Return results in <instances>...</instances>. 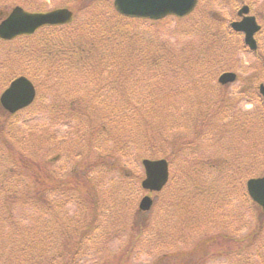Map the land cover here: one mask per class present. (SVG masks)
<instances>
[{"label": "rangeland", "instance_id": "1", "mask_svg": "<svg viewBox=\"0 0 264 264\" xmlns=\"http://www.w3.org/2000/svg\"><path fill=\"white\" fill-rule=\"evenodd\" d=\"M104 1L1 0L0 11L9 12L16 4L34 11H47L61 7L70 8L74 12V20L67 27L72 32L66 30L64 33H72L76 42H83L86 38L82 37V31H78L77 33L73 32L82 27L84 28L94 16L102 14L105 11L103 7L106 6L105 4L108 0ZM109 1L111 2V0ZM86 2H88V5L90 3L94 4L92 7L90 4L88 11H86L88 7L84 8ZM243 4L250 6V14L255 15L258 23L262 26V30L255 35L258 43L257 52L249 50L243 43V35L233 32L229 26L230 21L237 18L236 11ZM199 8L195 10V14L189 15L182 20L166 18L155 23H135L136 28L140 32L146 33V37H149L148 34H150V37L154 38L152 39V47H157L159 42H163L170 50L177 54V58L180 60L181 58L179 57H183L185 54L187 56L189 55L188 57L195 54L197 56L193 58L194 60L192 62L194 63L199 62L196 61L198 58L202 61L205 58L204 55L206 56L205 60L208 55H212L217 65L211 71L207 72L209 73L207 78L202 75H196L195 71L189 72V74L184 71L176 79L173 78V75H177V71L172 67V70L168 71L167 74L160 75L161 88L158 89V91L163 89L165 92H168L170 98L156 102L157 107L161 105L158 103L160 101L167 103L169 111L166 121L160 116L158 108L152 110L151 107L143 111L139 110L134 115L133 120H128L127 123L131 124L135 121L137 125L144 123L147 127L146 120H148V117L151 119L153 116L156 119L154 122L156 123L155 126L150 125L148 132L142 130L143 133L148 134L152 144L155 143V138H163L166 135L179 137L181 140L189 136L190 131H192V119L189 114V106L194 104L195 101L198 100L200 106L210 110V102L216 101L217 93L220 92L222 96L227 98V103L231 105L230 108L234 105L233 100H235V106L231 113H227L224 116L220 115V119L218 117L216 121L214 120L213 127H217V134L212 141L209 138H205L199 144L194 143L197 145L195 148H193V143L190 144L192 146L191 150L187 151L185 148L184 151L179 152L174 158L173 164H169L170 172L174 179L172 181L173 186H170V189L173 187H175L173 189H176V196L172 194L171 197H178L180 195V201L188 202L191 208L190 210L179 212L178 209L176 212L174 206L171 205L170 210L169 206L165 207L170 214L166 216L163 213L161 215L157 214L156 209L159 205L156 206L155 201L161 203L166 194L168 197L170 189L168 191H162L159 195L160 198L156 197L158 194H151V192L144 189L138 190L132 200V208H137L136 206L140 198L145 194H150L153 197V205L149 211H146L145 215L149 225L147 232L142 238L139 240L135 236L132 238L137 241L134 243V247L130 251L125 252L124 257L123 255L119 256L121 264H152L151 262L153 260L175 249H182L184 252H188L182 264H264V230L256 234L255 238H252L253 241L251 240L248 244H245L244 241L238 242V238H245L248 233L255 231L256 223L261 221V216L258 217L260 209L253 207L252 204L249 205V201L245 202L244 188L240 182L243 175H247L243 179L244 182L248 177L263 174L264 170V145L257 146L258 149L255 152L249 143L254 126L261 129L262 137L264 138V113L260 116V119L254 118L255 108L259 103L257 99H254L256 84L257 82H264V0H200ZM218 27H221V29L224 28L225 31H230L228 35L222 37L223 43L220 45L221 49L207 48L206 45L203 47L198 46L202 36L206 34L207 28L210 30L214 28L220 30ZM37 41L38 36L34 39H27L26 47L24 44L12 45L17 49L15 50V55L17 56L13 57L12 60L9 59L8 46L0 43V67L2 70L0 72V93L13 78L21 74L33 79L38 93L35 98V104L16 113L12 117H9L0 105V148L4 150V153H0V173L15 160L21 167L20 170L22 172L25 171L31 177H25L20 171H14L11 176V181H14L16 177L17 182L23 185L26 184L22 188L32 183L35 185L34 189H43V185L46 184L45 181H39L38 175H33L34 171L29 168L36 170L37 174L53 170L58 177L61 176L64 180V176H67L72 170V173H70V179H72V175L79 171V165L82 166L80 168L82 169L85 165L84 162L92 161L97 154L111 153L112 158H107V162L113 164L112 170L107 177L104 175L101 177L103 192L98 191L102 204L107 203L112 198L110 196L111 193H108L110 185L106 178L111 177L116 181L122 177V170H128L132 175L131 178L136 181V174H140V171H142L140 160L143 154L138 149L141 142L137 137L140 133L131 135L130 138L133 144L128 143L127 140L122 144L125 147V152H123L125 154L124 156H126L125 158L121 159L115 156V154L122 156L117 149L121 141H105L103 133L99 135V144L102 145V149L96 152L92 151L91 153L88 151L87 154L85 151V142H89L90 131L86 127L85 122L81 126L76 127L73 122L66 125L59 124L57 121L52 122L51 117L55 113L53 105L57 106L58 103L61 104V102H64V95L70 93L71 89H65L66 84L64 87L54 89L53 94L48 89L49 81L42 78L41 76L43 74H39L36 70L39 67L38 62L42 58L41 53L37 52V45H34ZM154 42L157 44H154ZM34 46H36V51L33 50ZM201 49L204 50L200 51ZM221 50V54H216L221 52ZM18 51H22L20 53H25V55H19ZM156 60L158 63H161V60L158 58ZM222 62L224 63L222 64ZM167 65L169 64L166 63V71ZM222 67L224 69L230 68L234 71L236 73V80L232 84L222 86L220 91L216 78ZM144 70L145 66L142 65L140 72L135 77L143 78L142 72ZM190 75H193V77ZM257 75H262V78L254 82L259 77ZM75 76L76 74L73 78ZM75 78L77 80L81 77L77 75ZM105 79V73H102L100 76L94 73V79L92 81L90 79L91 85L96 80H98V83H101ZM192 80L198 83L197 86ZM142 83L146 84L145 81H142ZM73 84H75V81ZM173 90H177V92L175 93ZM74 91L72 93L74 95L82 94L80 90L75 89ZM175 96L176 98H174ZM244 96L250 97L253 102L244 103L242 101ZM171 98L173 103H171ZM185 104L188 107L183 106ZM249 104L252 107L247 108L246 105ZM230 108H227L226 112ZM172 109H175L173 114L170 112ZM233 120L240 123L239 127L243 126L246 128V131L241 132V136H239L240 131H235L236 135L234 134ZM125 121L124 119L122 123ZM113 130H117L115 124L107 130V133H113ZM131 131V129L121 128V132L123 133ZM78 132L81 133L78 134ZM156 145L160 150L165 149V146L168 147L161 140L158 143L156 142ZM145 150L146 147H143V151ZM205 160H209L217 165L216 168L207 170L211 169L208 166L205 169V164H201ZM27 170L29 171L27 172ZM236 177H240V180L234 186ZM194 181L196 184L200 183V191L205 192V195L203 193V197L194 189L195 187L192 184ZM40 184L43 185L38 186ZM203 184L206 188L210 189L203 187ZM127 189H130L128 185ZM193 191L197 193L194 194ZM113 192L115 193L114 195L121 199L120 192L117 188ZM22 193L25 195L26 192ZM84 197L86 196L84 195ZM55 199L56 201L61 200L56 196ZM86 200L89 203V200ZM213 203L216 204L217 211L210 212L208 207ZM120 206V203H117L116 206L112 207V211H106L102 216L103 221L106 223H109L110 220L114 222L119 220L118 218H120L121 213H130V211H126V208H123L122 211ZM77 207L76 204L69 203L68 205L66 204L62 211L54 208L50 209L51 211L47 215L45 214L44 217L40 216L42 221L45 219L47 222V225H44L41 221L45 234L49 224L51 226L58 225L56 221L61 218L60 215H64L65 210L68 212V217L70 218L76 209H78ZM15 208L24 209L25 215L21 214L22 211L21 213L17 211L14 215L15 219L21 221L25 226H30L37 221V216L39 217L38 213L27 206L21 207L18 205ZM192 211L193 213H189ZM82 212L86 213V210L82 209ZM82 212L80 211L81 215ZM223 214L227 216L231 215L232 218H224ZM193 215L194 217H189ZM5 223L8 224L9 222L0 218V227L2 224L5 225ZM21 223L16 226H11L10 224L9 226L12 228L8 226L6 232H0L1 240L5 241L7 239L6 234L9 236L17 235L18 232H14L13 228L22 226ZM104 228L105 232L109 231L108 227ZM121 228L113 229L110 232V236L114 235L111 239H108L110 236L107 233V240L99 234V231L93 232L92 236L94 235V240L90 243H85V246H87L86 254L80 262L82 264H93L94 260L101 259L102 254L99 246L106 241H110L108 242L109 250L105 254L103 261L95 264H103L113 255L120 252L123 249L120 239L128 241L129 236L128 230L126 229L124 232H121ZM219 230L227 233L224 235L225 237L218 235L219 239H221L219 244L210 246L209 243H206L204 245L202 244L203 241H201V244H196L202 240L200 238H204L205 234H209L210 237L212 233H216ZM58 232L57 240L63 246L64 232L61 230H58ZM13 245L9 244L6 247L9 249ZM184 252L180 254L175 253V264L178 263L179 258L176 255H183ZM10 254L12 255V250ZM9 259L11 264H24V262L14 261L12 257ZM112 264H115L114 261Z\"/></svg>", "mask_w": 264, "mask_h": 264}, {"label": "trees", "instance_id": "2", "mask_svg": "<svg viewBox=\"0 0 264 264\" xmlns=\"http://www.w3.org/2000/svg\"><path fill=\"white\" fill-rule=\"evenodd\" d=\"M102 2L105 1L102 0ZM87 3L88 2L85 3L84 8L88 7V11L91 3L89 5ZM92 5L94 6V4H91V7ZM105 5V7L102 6L105 9L102 14L94 16L84 28L82 27L73 32L77 33L78 31H82V37L86 38L83 42H76L72 33H64L66 30L72 32L67 25L44 26L34 34L18 37L12 42L0 41V43L8 46L9 59L12 60L13 57L17 56L15 55V50L17 49L12 45L24 44L26 47L27 39H34L38 36V41L34 45H37V52L41 53L42 58H40V61L38 62L39 67L37 66L38 68H36L37 72L43 74L41 77L49 81L48 89L51 90L52 94L54 89L57 87H64L65 84V89H71L70 93L64 95V102H61V104L58 103L57 106L53 105L55 113L53 114L54 116L51 117L52 122L57 121V123L65 125L73 122L75 127L81 126L83 122H85L86 127H88L90 131L89 142H85V151L87 154L88 151L91 153L92 151L96 152L102 149V145L99 144V135L101 133H103L105 141H121L117 149L122 156L115 154L116 157H120L121 159L126 157L124 156L125 154H123V152H125V147L122 146V144L126 140L128 143L133 144L130 137L132 134L136 133H140L137 137L141 142V145L138 148L143 154L141 158L164 157L170 164H173V160L179 152L184 151L185 148L187 151L191 150L192 146L190 144L193 143V148H195V146L197 147L196 144H199V142L203 141L205 138H209L212 141L217 134V127H213L214 120L216 121L218 117L220 119V115L224 116L227 113H231L235 106V100H233L234 105L230 108L231 105L227 103V98L222 96L220 92L217 93V100L210 102V110L200 106L198 100L189 106V114L192 119V131H190L189 136L182 138L181 140L179 137L166 135V137L164 136L163 138H155V143L152 144L149 140L148 134L143 133L142 130L148 132L150 125L155 126L156 123L154 122L156 119L153 116L151 119L148 117V120H146V124H148L147 127L144 123L137 125L135 121L131 124L127 123L128 120H133L134 115L137 114L139 110L143 111L146 108L150 109L151 107L152 110L158 108L160 116L166 121L167 113L169 111L167 103L160 101L158 103L161 105H158L157 107L156 102L158 100L170 98L168 92H165L163 89L158 91V89L161 88L160 75L163 76L167 74L168 71L172 70V67L177 71V75H173V78L176 79L178 75L184 71L187 74L195 71L196 75H202L207 78L209 75L207 72L211 71L217 64L212 55H208L206 60V56L204 55L205 58H203L202 61L198 58L196 60L199 61L198 63L192 62L194 56H197L195 54L190 57L185 54V56L179 57L181 58L180 60L177 58V54L170 50L163 42H159L157 47H152V39L154 38H151L150 34H148L149 37H146V33L140 32L135 26L137 23H143L142 20L127 18L117 14L112 8L109 0ZM2 13L5 14L6 12ZM218 28H220V30H216L215 28L210 30L207 28L206 34L202 36L198 46L200 45L203 47L206 45L207 48L221 49L220 45L223 43L222 37L228 35L230 31H225L224 28L221 29V27ZM154 44L157 43L154 42ZM33 50L36 51V46L33 47ZM202 50L204 49H201L200 51ZM20 52L22 51H18L19 55H25V53L22 54ZM221 53L222 50L216 54ZM156 58L161 60V63H158ZM166 63L169 64L167 65V71ZM223 63L224 62H222V64ZM142 65L145 66V70L142 72L143 78L135 77V75L140 72ZM191 68L195 70H192ZM224 70L231 69H224L222 67L221 71ZM1 71L0 67V72ZM94 73L98 74V76L105 73V81L98 83V80H96L91 85V81L94 79ZM75 74L76 76L78 75L81 77L77 79L78 83L75 78L76 76L73 78ZM190 76L193 77V75ZM257 76H259L260 79L262 78V75ZM74 81L75 84H73ZM142 81H145L146 84H143ZM193 82H195V80ZM195 83L197 86L198 83ZM217 86L220 87L221 91L222 86L219 84ZM75 89L80 90L82 94H72L75 92ZM173 92L176 93L177 90H173ZM174 98H176V96ZM254 98L258 99L260 96L256 94V97ZM171 103H173L172 98ZM183 106L188 107L186 104ZM227 108L230 109L226 112ZM170 112L173 114L175 109H172ZM263 113L264 103H258L255 108L254 118L260 119V116ZM129 116L131 117L127 118ZM124 119L126 121L122 123ZM233 121L234 134L236 135L235 131H240L239 136H241V132L244 130L246 131V128L243 126L239 127L240 123H237L236 120ZM113 124H115L117 130H113V133L108 134L107 130ZM11 127H9V129H11ZM122 127L125 129H131L132 131L123 133L121 132ZM252 132L251 140H249V138L248 140L253 151L256 152L258 149L257 146L264 145V138L262 137V131L259 127L254 126ZM80 133L81 132H78V134ZM159 140L166 143L168 147L165 146V149L160 150L156 145V142L158 143ZM143 147H146L145 151H143ZM0 153H4L2 148H0ZM110 157L112 158L111 153L97 154L92 161H85V165L82 169H80L82 166L79 165V171L72 175V179H70V173H72L71 170L67 176H64L65 180L62 179L63 177L61 178V176L58 177L53 170L37 174L36 170L29 168L34 171L33 175H38L39 181H45L46 184H42L44 187L43 189H34L35 185L32 183L29 185L27 184L25 188H22L26 184L23 185L22 183L17 182L16 177L14 178V181H11V176L14 171H20L23 176L28 178L31 177L28 173L26 174L25 171L22 172L20 170L21 167L15 160L11 162L8 167L4 168L0 173V218L9 223H5V225L2 224L0 232H6V228L10 224L11 226H16L21 223V221L15 219L14 215L17 211L20 213L22 211L21 214L25 215L24 209L15 208L18 205L21 207L27 206L28 208L33 209L38 213L39 217L37 216V221L30 226H25L21 223L22 226L13 228L14 232H18L17 235L9 236L6 234L7 239L5 241L1 240L0 237V264H11L9 259L11 257L14 261L24 262V264H82L80 260L86 254L87 249L85 243H90L94 240V235L92 236L93 232L99 231V234L104 236L107 240V233H109L108 235L110 236V232L113 229L122 227L121 232H124L126 229L128 230V241L120 239L123 249L103 263L112 264L114 261L115 264H121L119 256L123 255L124 257V253L130 251V249L134 247V243L137 242L135 239H132L134 236L137 240L144 236L147 232L149 222L146 220V212L139 211L135 207L132 208V200L136 196L138 190L141 189L140 180L143 176L141 175L142 171H140V174H136V181L131 178L132 175L128 170H122V177L116 181L111 177L106 178L110 185L108 193H111L110 196L112 199L103 204L100 201L101 197L98 191L103 192L101 177L103 175L107 177L112 170L113 164L107 162V158ZM201 164H205V169L208 166L211 168L207 170L215 169L217 166L209 160H205ZM28 171L29 170H27V172ZM245 177H247V175H243L241 178L240 184L242 186L245 185V181L243 182ZM239 180L240 177L235 178L234 186ZM172 181H174V179L171 175L167 185L162 191H168L170 186H173ZM192 184L195 187L194 189L203 197L205 192L200 191V183L196 184L194 181ZM227 184L229 185V183ZM42 185L40 184L38 186ZM127 185L130 189H127ZM203 187H205L204 184ZM116 188L120 192L121 199L114 195L115 193L113 191L116 190ZM173 188L169 190L168 197L167 194L164 196L161 203L155 201L156 206L159 205L156 209L157 214L161 215L163 213L165 216L170 214L165 207L169 206L170 210L171 205L174 206L176 212L178 209L179 212L191 209L188 202L180 201V195H178V197H173L176 196V189ZM196 191H193V193L196 194ZM22 192H26V196ZM160 193L156 195L157 198ZM172 194L173 198L171 197ZM84 195L86 197H84ZM55 196L61 200L56 201ZM247 197L248 196L244 191L245 202L249 201ZM86 199L89 200L90 205ZM69 203L76 204L81 212L82 209H84L86 210V213L82 212L81 215L80 211L76 209L73 215L69 218L68 212L65 210L64 215H60L61 218L56 221L58 225L51 226L49 224L45 234L40 216L44 217L45 214L47 215V213L51 211L50 209L54 208L62 211L66 204L68 205ZM117 203H120L122 211L123 208H126V211H130V213H121L120 218H118L119 220L117 221L112 222L110 220L109 223L104 222L102 219L104 213L106 211H112V207L116 206ZM108 208L109 210H107ZM208 208L210 209V212L217 211L216 204L214 203L210 204ZM189 213H193V211ZM210 215L212 214L210 213ZM259 216H261V221L256 223L257 226L256 228L254 227L255 231L248 233L245 238H238V242L244 241L245 244H248L251 242L252 238H255L256 234L264 230V213L259 212L258 217ZM189 217L192 218L194 215ZM224 218L231 219L232 217L231 215H224ZM42 222L44 225H47L45 219H43ZM104 227H108L109 231L105 232ZM9 228L12 227L9 226ZM58 230L64 232L65 239L63 237V246H61L57 240L59 233ZM226 234L227 233H224L222 230L212 233V236L210 237L209 234H205L204 238H200L202 240L196 244H201V241H203L202 244L204 245L206 243H209L210 246L216 245L219 244L221 240L218 235L224 236ZM113 236L114 235H111L108 239H111ZM108 242L110 241H106L99 246L102 258L94 260L93 264L97 262L101 263L103 261L105 254L109 250ZM9 244L14 245L8 249L6 246ZM11 250L12 255L10 254ZM182 252H184L182 249L169 251L163 256L158 257L156 260H153L151 263L175 264V253L180 254ZM187 255V251L184 252L183 255H176L179 256L177 264H182V261Z\"/></svg>", "mask_w": 264, "mask_h": 264}, {"label": "water", "instance_id": "3", "mask_svg": "<svg viewBox=\"0 0 264 264\" xmlns=\"http://www.w3.org/2000/svg\"><path fill=\"white\" fill-rule=\"evenodd\" d=\"M197 0H113L117 12L128 17L160 19L173 14L179 17L190 13ZM248 6H243L238 15L247 14ZM72 12L66 8H58L48 12H27L21 7H15L11 13L0 22V38L12 39L18 35L33 33L38 27L46 24H62L70 22ZM235 31L244 33V41L250 49L256 50L257 44L254 34L260 29L254 16H244L239 21L231 23ZM235 73L224 72L218 80L221 84L235 80ZM264 98V85L259 87ZM35 97V88L24 76L14 79L0 96L1 105L9 112H15L29 105ZM145 177L141 186L150 191H159L168 180V164L165 159H143ZM250 197L257 202L264 211V176L250 178L246 183ZM152 198L144 195L139 201L140 210H148Z\"/></svg>", "mask_w": 264, "mask_h": 264}, {"label": "flooded vegetation", "instance_id": "4", "mask_svg": "<svg viewBox=\"0 0 264 264\" xmlns=\"http://www.w3.org/2000/svg\"><path fill=\"white\" fill-rule=\"evenodd\" d=\"M171 17H172V18H176V17H173V16H171ZM256 79H260V78L258 77V78H256ZM256 79H255V80H256ZM255 80H254V82H255ZM259 84H260V82H257L256 86L259 85Z\"/></svg>", "mask_w": 264, "mask_h": 264}, {"label": "clouds", "instance_id": "5", "mask_svg": "<svg viewBox=\"0 0 264 264\" xmlns=\"http://www.w3.org/2000/svg\"><path fill=\"white\" fill-rule=\"evenodd\" d=\"M246 107H247V108H250V107H252V105L249 104V105H246Z\"/></svg>", "mask_w": 264, "mask_h": 264}]
</instances>
